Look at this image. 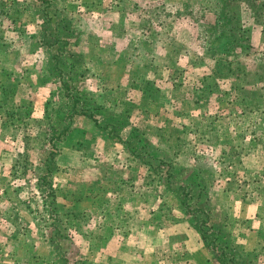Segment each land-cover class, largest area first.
I'll list each match as a JSON object with an SVG mask.
<instances>
[{"label":"rangeland","instance_id":"374dc122","mask_svg":"<svg viewBox=\"0 0 264 264\" xmlns=\"http://www.w3.org/2000/svg\"><path fill=\"white\" fill-rule=\"evenodd\" d=\"M220 4L17 0L6 7L0 0V264H60V248L66 264H119L123 258L125 264H207L195 215H186L165 181L142 187L148 167L127 166L135 158L129 145L139 149L141 137L153 151L188 166L182 176L189 184L203 185L205 205L215 212L210 232L228 235L248 250L252 264H264V137L250 135L253 120L264 122L263 29L250 23L251 47L223 59L234 62L233 77H217L209 48L219 34L213 11ZM59 16L79 33L77 40L56 39L51 27ZM238 61L245 72L233 70ZM63 81L83 103L108 105L94 111L107 127L75 113L70 126L83 131L58 136L71 102ZM250 101L254 110L243 109ZM118 113L119 137L111 128ZM132 126L137 134L127 140ZM172 134L193 146L172 153ZM51 135L60 145L49 175L56 190L52 212L40 182ZM201 164L203 172L196 170ZM111 170L121 190L107 185V191L89 192ZM89 195L121 203L115 219L109 222ZM54 222L64 234L49 239Z\"/></svg>","mask_w":264,"mask_h":264},{"label":"trees","instance_id":"16d2710c","mask_svg":"<svg viewBox=\"0 0 264 264\" xmlns=\"http://www.w3.org/2000/svg\"><path fill=\"white\" fill-rule=\"evenodd\" d=\"M213 12L215 14V30L216 28H218L219 30V34L215 35L214 37L215 40H211L212 44L209 48L216 62L213 68L217 73V77H221V79H231L233 77L232 66L234 65V62L228 59L225 63V60H223L224 56L229 55L235 51L245 52L251 47V30L253 26L250 23L254 22L256 24H260V26H262L264 35V0H222V4L216 7ZM2 13L3 11H0V14ZM66 20L68 19H66L65 16H59L57 17V22L53 25V27H51V31L53 34H55L56 39H63L64 44H67L70 41L69 38L71 37H79V33L76 34L73 29L68 27L69 20ZM75 40H77V38H75ZM233 70L235 71V73L240 71L245 72L246 67L240 61H238L237 64L233 67ZM259 78H264V67L262 71H260ZM98 79H103V76ZM63 82L66 88L65 94H68L71 102L68 104L65 123L60 127L61 130H58L57 132L58 136L60 137L61 134H63V136H66L67 132H72L75 129L83 131L81 128L70 126L71 120L73 119V114L75 113L87 115L91 119H93L94 122H97L103 127H107L106 123H99L98 120H96L94 111L98 109L104 111L105 108L108 107V105H104L102 103L91 105V103L89 102L88 104L87 101L86 103H83L84 100L81 96L75 93L71 83H65V81ZM59 88H61V86ZM3 90H5V88H3ZM216 90L218 89H211L209 91ZM105 91H108L107 86L105 87ZM244 96L247 98L248 96L253 97L249 92H245ZM252 105L253 101L247 102L243 105L241 104L243 109L245 106L247 109L251 108V111H253L254 107ZM262 105L264 106V102L262 103ZM48 106L49 100H47L44 110L48 109ZM261 108L263 109V107H259V109ZM58 116L61 117L62 113H58ZM114 118L117 123L111 124V128L116 136L119 137V135H122V132L124 130L120 124V122L123 120V114L118 113ZM252 122L253 124L250 127L251 137L253 136L256 139L263 140L264 122L261 123L255 120H253ZM258 124L262 126L260 130H258ZM136 129L137 128H134V126L129 129L127 133L129 137L127 140H130L133 135L137 134L135 132ZM173 136L175 138V142L172 143V153H176L180 148L189 149L191 146H193L191 141H189L188 146H184L186 143L183 142V139H180V136L178 134H172V137ZM146 138H140L142 143L141 145H139V149H137V146L134 144L129 145V149L130 151H133V156L135 158L133 160L129 158V160L127 161V166L132 169H136V167L143 165L148 167L149 170L145 171L143 174V183H141L142 187L145 186L147 188H152V186L158 181H165L166 186L164 187L166 191H173L177 195V197L179 198V204L185 210L186 215H195L194 218H197L198 222L196 229L203 241L204 248L207 251V257L205 260L207 264H252V260L250 259L248 250L239 249V243L234 241L233 238L229 237L228 235L226 237H222V234L210 232L213 226L212 214H214L215 212L211 210L210 205L208 206L207 203L205 205L207 195L203 193L204 189L202 183L200 182V184L202 185L201 187L198 185V182H195V184H189L187 182V179H183V169L187 168L188 166L175 159V156L169 157V155L167 156L168 153L164 154L161 150L153 151L152 147L149 146L148 140ZM49 141H52V143H50L51 148L47 149V152L45 153L43 158L42 167L43 170L45 169V172L40 175V182L42 186H47L46 194L48 195V199H46L45 201L47 203L45 204V206L49 204V209H51L50 212H52V210L55 209L56 190L49 175L52 171V167L55 165V158L60 149V145H58V143L54 140V135H51L49 137ZM203 167V164L198 165L196 167V170H205ZM133 175L136 178L135 173L129 175V177H133ZM116 176L117 173L113 174L111 170L110 174L105 175L104 179L101 180V183L96 188L92 187L94 185L89 186V192H95V194H98V192L100 193L101 191H107V189H109L107 185L115 186L117 187V190H121L117 182V180L119 181V179H117ZM167 184H169L171 188H169ZM81 194L86 195L87 193H85V191H82ZM93 198L96 199L100 204V210L103 212V214H105L106 212L107 216L105 218H108L109 222H111V220H114V217H116L115 212L117 208L121 206V203H111L110 200L105 199V197L89 195L90 201L92 200L91 202L94 201ZM114 207L115 210H112L111 208ZM159 209L162 210V206H159ZM109 212H113V214L111 213L113 215L112 217H109ZM164 213L166 216H169L165 210ZM53 224L55 225V222ZM107 224L111 225V227H118L121 225L120 222ZM51 225L52 224L50 223V226ZM63 230L64 229L62 227L55 225L54 228H52L49 239H52L53 236L63 235ZM51 242L52 241H50V244ZM55 259L58 260L60 264H66V257L63 254L61 248L56 251Z\"/></svg>","mask_w":264,"mask_h":264},{"label":"crops","instance_id":"0c3cea01","mask_svg":"<svg viewBox=\"0 0 264 264\" xmlns=\"http://www.w3.org/2000/svg\"><path fill=\"white\" fill-rule=\"evenodd\" d=\"M5 1V3H6V7H8V6H10L11 5V3H13L14 1H17V0H4ZM19 1V0H18ZM9 10H11V9H7V11H9ZM6 11V10H5ZM6 11V12H7ZM8 17H11V18H13L14 16H10L9 14H6ZM178 222H180V221H178ZM178 222H175V223H173V224H176V223H178ZM182 223L184 224L185 223V221H182ZM186 225H185V227L183 228V230H187V228L188 227H186L187 226V224L188 223H185ZM126 237H127V235H125ZM114 238H115V236H113ZM187 238V237H186ZM111 239V238H110ZM169 239H171V235L169 236ZM200 239V238H199ZM181 240V242H185V240L186 239H184V238H181L180 239ZM123 244H122V242H121V246H122ZM120 247V246H119ZM119 247H118V249H119ZM106 248V247H105ZM200 250H202V249H200ZM121 252V251H120ZM203 253H205V250L203 249V251H201V253L200 254H198V256H199V258H202V255H203ZM111 254V253H110ZM178 254H179V260H182L183 259V257H184V253H180V252H178ZM111 255H113V254H111ZM118 255H120V254H118ZM105 257H109V255L108 254H106L105 255ZM203 257H205V255H203ZM118 259V258H117ZM123 260H125L124 258L123 259H118V261H119V264H125L124 263V261Z\"/></svg>","mask_w":264,"mask_h":264}]
</instances>
